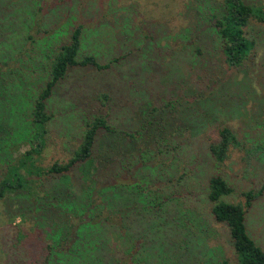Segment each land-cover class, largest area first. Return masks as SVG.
<instances>
[{
  "label": "rangeland",
  "instance_id": "1",
  "mask_svg": "<svg viewBox=\"0 0 264 264\" xmlns=\"http://www.w3.org/2000/svg\"><path fill=\"white\" fill-rule=\"evenodd\" d=\"M244 1L264 11V0ZM223 2L0 0V179L36 147L35 99L50 79L53 57L76 26H82L76 59L91 55L109 63L103 69L68 67L53 86L46 100L51 118L44 145L31 160L34 172L20 169L36 194L19 192L0 200V264H40L50 241L48 212L53 214L44 207L64 203L67 192L68 202L79 201L89 187L84 194L100 204L102 216L83 231L79 250L83 260H94L95 243L104 238L101 254L106 256L87 264L238 261L228 227L214 220L206 195L212 175L233 188L222 197L227 202H241L242 192L264 184V23L249 21L245 36L253 48L242 65L229 66L211 23ZM96 114L122 131L105 137L111 150L105 141L92 160L66 176L45 174L43 169L72 156L86 120ZM181 124L187 127L177 129ZM224 127L233 130L241 146L215 163L207 148ZM246 149L258 151L249 158ZM103 195L114 208L106 207ZM70 213L56 219L72 224L77 218ZM94 216L84 214L85 220ZM104 216L107 220L99 221ZM244 222L264 250V193L252 202Z\"/></svg>",
  "mask_w": 264,
  "mask_h": 264
},
{
  "label": "trees",
  "instance_id": "2",
  "mask_svg": "<svg viewBox=\"0 0 264 264\" xmlns=\"http://www.w3.org/2000/svg\"><path fill=\"white\" fill-rule=\"evenodd\" d=\"M251 19L264 23V11L260 7L246 3L244 0H224L222 13L220 12L217 16L214 14L211 16V23L217 37L220 52L224 57L225 63L229 66L242 65L253 48V42L249 41L245 36V27ZM81 31L82 26H76L69 42L61 45L52 59L50 79L37 95L32 112L33 126H36L40 131L37 134V139H34L36 141V147L20 155L16 164L8 166L7 175L0 179V200L9 194H19V192H26L29 194L35 193L32 190V183H28L23 173L20 172V169L27 173V175L34 172V170L30 168V166H32L31 160L33 159V153L38 154L44 145V135L46 133L45 125L51 118V114L46 111V100L51 96L52 88L55 83L65 76L68 67L77 65H93L98 69L108 67L109 63L105 65L100 64L94 56L91 55L85 56L80 60L76 59L81 44ZM103 97L107 99L108 94L104 93ZM163 127L165 132L170 131L164 124ZM186 127L187 125L184 126L181 124L177 129H185ZM177 129L174 128V130ZM120 132L122 131H118L110 125L106 116L96 114L93 118L86 120L83 138L73 151L72 156L66 162L61 164L54 162L51 166L42 171H44L45 174L66 176V174L72 172L77 165L83 164L90 158V160H92L95 155L96 146L105 142V137H107L108 134ZM128 135L132 137L131 133ZM218 135L219 138L217 142L209 143L207 148V153L211 154V158L215 163L223 162L227 158L231 148L233 149L241 146L238 137L229 127L221 128L218 131ZM132 140H130V142ZM163 141V148L166 149L168 147L167 143H165L167 140ZM163 141L154 142L158 144ZM95 142L96 145L94 146ZM107 143L109 144V142ZM127 144L129 143L127 142ZM132 144L135 150L136 145H134V143ZM109 147L111 150V144H109ZM127 148L130 149V146ZM257 149H246V154L250 155L249 158H251L258 151ZM131 152L134 153L135 151ZM77 170L79 171V168ZM77 178H79L80 181L82 179L85 180L82 176H78ZM89 189L90 187L81 192L84 197H80L79 201L74 198L71 202H68L67 196H70V194L67 192L64 203L61 198L62 200L59 202V205L54 206L51 204L50 209L48 206L47 208L44 207L45 210H49L53 214L48 212V214L51 215V223H48V226L44 222V225H46V238L48 237L50 241L47 243V252H45L44 258L40 264H64L63 258L68 264H87L92 263L96 258L103 260V257L106 256V252L105 255L101 254L105 249V240L104 238H100L98 241L96 240L97 242L95 243L98 245V250L94 253V260H90L91 258L87 257L84 260L81 258L79 246L82 244L81 237H83V231H89L94 225L93 222H96L98 217L102 216L97 210L100 204L95 203L92 198H89V193L84 194L88 192ZM231 192H233V188L222 176H210L206 195L211 203L210 212L216 222L223 223L228 227L232 245L238 260L235 264H264V250L248 235L244 222L245 213L251 207L252 202L264 193V184L256 190L242 192L243 201L237 203L227 202L222 199V197L230 195ZM105 197L106 196L103 195L101 199L102 202L106 204V207L110 209L114 208L111 205L110 198L108 196ZM67 210L71 212L70 215H74V217L77 218L72 224H69L68 220L63 222L56 219L59 214L63 216V213ZM42 211H44V209ZM60 211H63V213ZM84 214H87L89 217L93 214L95 216L85 220ZM47 220L49 219L47 218ZM106 220L107 218L104 216V219H100L99 221ZM99 224L101 225L102 223L99 222ZM118 261L119 259H117V263L120 264V261ZM218 264L230 263L223 260Z\"/></svg>",
  "mask_w": 264,
  "mask_h": 264
}]
</instances>
